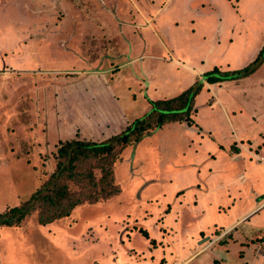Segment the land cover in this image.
Wrapping results in <instances>:
<instances>
[{
	"label": "rangeland",
	"instance_id": "rangeland-1",
	"mask_svg": "<svg viewBox=\"0 0 264 264\" xmlns=\"http://www.w3.org/2000/svg\"><path fill=\"white\" fill-rule=\"evenodd\" d=\"M209 3L216 15L212 24L199 19L198 13L203 8L200 5ZM137 5L151 12L159 9L155 30L163 35L171 32L177 38V50H192L198 59L206 50H212L211 39L218 38L220 22L224 23V32L233 25L231 18L220 20V14L247 18L232 26L235 31L256 30L247 48L242 47L241 40L238 48L231 47L232 65L242 63L264 36V0H0V212L28 202L56 170L57 146L61 139L77 131L56 115L69 84L80 82L79 86L85 85V92H89L91 82H98L100 90L85 97L92 101L90 113L98 120L102 113L111 117L126 114L121 128L150 111L149 97H153V92L146 93L145 87L139 89L137 84L141 62L123 65L128 54L124 58L110 54L114 44L121 45L118 38L122 25H134L133 20L138 19L134 8ZM146 31L149 28H138L137 34ZM225 42L222 40L213 59L226 60L223 50L219 53ZM150 51L145 54V62L159 53L153 47ZM160 53L167 57V62L162 63L166 68L174 64L171 55ZM86 58H98V62L106 64L103 69L109 71L91 69ZM118 65V70L113 71ZM257 66L237 78L253 76L264 80V56ZM169 72L167 68L166 74ZM160 81L166 82L164 77ZM176 81L167 85L169 90L163 87L160 94L169 92L168 97L172 96L181 88L182 81ZM117 82L119 87L115 90ZM247 95H254L257 102L252 107H264V81H255ZM100 107L103 109L99 111ZM77 122L80 126L85 124L80 119ZM87 128L83 129L87 136L102 138V132ZM263 129L262 124H254V132ZM129 147L124 151L126 158L115 163V178L121 191L106 203L82 204L68 216L47 224L39 223L37 208L25 215L19 225L1 226L0 264H161V251L165 253L166 249L165 232L156 225L162 219L156 213V203L161 204L139 199L142 194H138L135 185L128 188L133 178L159 168L157 147L150 136ZM145 184L148 188L156 181ZM208 254L194 264L209 258Z\"/></svg>",
	"mask_w": 264,
	"mask_h": 264
},
{
	"label": "crops",
	"instance_id": "crops-1",
	"mask_svg": "<svg viewBox=\"0 0 264 264\" xmlns=\"http://www.w3.org/2000/svg\"><path fill=\"white\" fill-rule=\"evenodd\" d=\"M189 5L190 2L186 7ZM200 6L203 8L198 10L201 14L199 19L208 20V24H212L214 19L216 22L215 12L210 9L212 3ZM143 7L141 9L139 5L134 6L138 19L133 18L134 25H122L118 38V43L122 46L114 44V48L110 49L113 53L110 54L114 58H120L121 55L124 58L128 54L129 59H125L123 65L134 66L138 61L141 62V74L137 84L139 89L145 87L146 93L153 92V97H149L152 100L181 94L201 80L204 72L215 66L222 70L245 67L256 59L264 45L262 35L251 54L243 58L242 63L232 65V58H229V53L233 51L231 47L238 48L241 40L242 47L247 48L248 41L256 30L251 29V33H245L247 29L243 31L238 28L235 31L232 26L236 27L237 23L247 18L239 14H230V17L223 13L219 19L231 18L233 25L224 32V23L220 22L216 30L218 38L211 39L212 50H206L203 53L205 56L202 54L207 61L202 57L198 59L193 56L192 50L185 53L184 50H177V38L171 36V32L163 35L161 31L155 30L159 9L151 12ZM136 22L139 25L136 26ZM138 28H149L150 31L138 35ZM108 38L109 36L106 37ZM222 40L226 44L219 53L223 50L226 58L224 61L213 59ZM151 45L159 53L153 55L154 58L151 57L152 61L145 62V54L151 52ZM115 49L120 52L117 53ZM161 51L174 58V64L167 67L170 71L168 74L166 65L162 64L167 62V57ZM97 60L98 58H86L91 69L109 71L103 69L106 66L104 62ZM118 68L119 65L113 71ZM162 77L166 84H161ZM252 77L217 82L204 80L201 90L194 97V109L189 121L166 123L154 133L145 136L152 137L156 144L159 168L155 172L145 171L133 178L128 188L135 185L138 194H142L139 199L159 201L161 204L159 206L156 203L157 210L159 209L156 213L162 218L161 223L156 225L165 232L163 243L166 249L165 253L161 251L164 255L161 264H194L202 255L208 253L211 256L202 259L200 264H264V163L253 157L254 152L264 153V129L262 134L253 130L256 122L264 127V113L261 115L264 107H252L256 102L254 95H247L255 81L262 83L264 80ZM175 80L182 81L181 88L170 97L169 92L160 94L163 87L169 90L167 85ZM118 83L115 84V90L119 87ZM79 84L73 83L66 87L63 106H59L56 114L72 131L77 129L65 138L79 137L100 141L121 132L124 128H121V124L128 116L121 114L111 117L102 113L99 120L93 118L90 113L92 101H86L85 97L100 90L98 82H91L89 92H85V85ZM100 95L104 97V94ZM102 109L100 107L99 111ZM261 117L262 120H259ZM77 119L85 124L80 126ZM87 127L102 132V138L87 136L83 133V129H88ZM124 156L125 159L126 154ZM127 158L130 160V157ZM148 175L153 178L150 179ZM150 181H156V184L145 187V183ZM104 203L106 202L102 204Z\"/></svg>",
	"mask_w": 264,
	"mask_h": 264
},
{
	"label": "trees",
	"instance_id": "trees-1",
	"mask_svg": "<svg viewBox=\"0 0 264 264\" xmlns=\"http://www.w3.org/2000/svg\"><path fill=\"white\" fill-rule=\"evenodd\" d=\"M261 56H264V45L256 59L244 68L221 70L215 66L204 72L201 80L181 94L151 100L150 111L128 123L121 132L104 140L79 137L61 139L55 150L56 170L44 181L42 187L39 186L33 192L28 202L0 212V227L19 225L25 215L37 208L40 209L39 223L47 224L68 216L82 204L99 205L115 196L121 188L115 178V163L124 159V151L130 145L154 133L166 123L189 121L194 109V97L201 90L204 80L217 82L246 75ZM193 89L195 92L188 109L176 111L186 107Z\"/></svg>",
	"mask_w": 264,
	"mask_h": 264
},
{
	"label": "water",
	"instance_id": "water-1",
	"mask_svg": "<svg viewBox=\"0 0 264 264\" xmlns=\"http://www.w3.org/2000/svg\"><path fill=\"white\" fill-rule=\"evenodd\" d=\"M262 59H263V56H261V57L259 58V60L255 63V65L252 66V68H251L250 70H248L247 72H251L253 69H255V68L257 67V65L261 62ZM244 73H245V72H244ZM194 92H195V89L192 90V92H191V94H190V97H189L188 104L186 105V107L183 108V109H181V110H176V111H180V112H181V111H186V110L188 109V107H189V105H190L191 98H192Z\"/></svg>",
	"mask_w": 264,
	"mask_h": 264
},
{
	"label": "built area",
	"instance_id": "built-area-1",
	"mask_svg": "<svg viewBox=\"0 0 264 264\" xmlns=\"http://www.w3.org/2000/svg\"><path fill=\"white\" fill-rule=\"evenodd\" d=\"M253 157L259 162L264 163V153L254 152Z\"/></svg>",
	"mask_w": 264,
	"mask_h": 264
}]
</instances>
